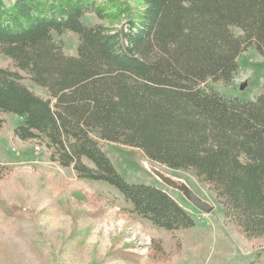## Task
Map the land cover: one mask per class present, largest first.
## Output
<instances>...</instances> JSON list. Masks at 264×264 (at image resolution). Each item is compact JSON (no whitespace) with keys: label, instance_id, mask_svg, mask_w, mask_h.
<instances>
[{"label":"trees","instance_id":"obj_1","mask_svg":"<svg viewBox=\"0 0 264 264\" xmlns=\"http://www.w3.org/2000/svg\"><path fill=\"white\" fill-rule=\"evenodd\" d=\"M88 13L118 25L86 26ZM66 32L77 55L55 41ZM248 47L264 60V0H0V55L14 66L0 68V128L2 114L20 116L18 139H41L52 162L114 187L152 226L195 227L163 188L127 181L99 140L139 149L193 173L231 224L264 241V81L256 101L203 89L233 84Z\"/></svg>","mask_w":264,"mask_h":264},{"label":"rangeland","instance_id":"obj_2","mask_svg":"<svg viewBox=\"0 0 264 264\" xmlns=\"http://www.w3.org/2000/svg\"><path fill=\"white\" fill-rule=\"evenodd\" d=\"M132 4L136 6L135 1ZM82 21L86 26L118 25L102 22L94 13ZM233 32L242 35L237 28ZM55 41L67 55H77L75 33L55 35ZM13 67L0 55V68ZM238 67L233 84L208 80L203 89L226 100L256 101L264 81L263 58L255 47H248L239 56ZM26 82L35 93L48 97L45 90ZM2 118L0 264H264V241L248 239L231 224L215 194L190 171L153 162L139 149L99 140L127 181L163 188L196 222L187 230L165 231L131 212L114 187L79 179L72 168L52 162L41 139H18L14 130L23 118L11 113ZM179 185L214 211L198 209L177 189Z\"/></svg>","mask_w":264,"mask_h":264},{"label":"water","instance_id":"obj_3","mask_svg":"<svg viewBox=\"0 0 264 264\" xmlns=\"http://www.w3.org/2000/svg\"><path fill=\"white\" fill-rule=\"evenodd\" d=\"M177 189L183 192L186 197L200 210L205 213H211L214 211V207L210 206L207 202L200 200L196 195H194L190 190L184 186H177Z\"/></svg>","mask_w":264,"mask_h":264}]
</instances>
